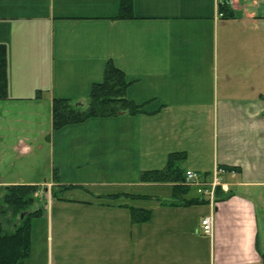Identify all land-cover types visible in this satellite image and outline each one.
Returning a JSON list of instances; mask_svg holds the SVG:
<instances>
[{
	"label": "crops",
	"instance_id": "crops-1",
	"mask_svg": "<svg viewBox=\"0 0 264 264\" xmlns=\"http://www.w3.org/2000/svg\"><path fill=\"white\" fill-rule=\"evenodd\" d=\"M227 2L223 11L215 0H133L134 17L115 19L118 0H0L8 79L0 186L47 183L11 179L8 170L26 153L25 141L53 131V97L83 103L111 60L131 81L127 97L147 113L91 117L63 135L97 133L103 123L118 133L127 124L151 151L143 168L185 151V169L205 180L219 169L226 187L213 206L162 204L171 195L167 182L148 183L167 186L164 197H133V204L49 199L56 227H67L54 229L47 255L24 264H264V0ZM72 183L87 182H58ZM132 206L149 209V219L133 222ZM208 215L213 229L204 235Z\"/></svg>",
	"mask_w": 264,
	"mask_h": 264
},
{
	"label": "rangeland",
	"instance_id": "rangeland-1",
	"mask_svg": "<svg viewBox=\"0 0 264 264\" xmlns=\"http://www.w3.org/2000/svg\"><path fill=\"white\" fill-rule=\"evenodd\" d=\"M83 103L86 105V100ZM122 112L125 113L124 111L119 113ZM103 124L97 133H94V127H91L86 131L79 129L63 135L65 132L62 130L69 126L67 125L51 131L50 135L45 137L37 136L36 139L27 140L25 141L26 146H24L26 148L22 150L26 153H22L18 160L15 159L13 167L8 170L11 179L22 178L26 182H47L37 185L38 188L33 193L35 201L31 209L46 206L41 214L31 218V249L27 259H31L33 263L42 258L43 250L47 255L46 250L51 243L52 234L55 235L54 229L67 227V224L65 227L63 225L56 227L53 215L54 206L49 201V199L57 200V198H51V190L55 184L48 183L55 168L59 176L58 180L66 178L74 182L75 180L87 182L85 184L72 183L61 192L57 189L58 195L62 198H92L113 204H133L132 195L142 194L154 198L164 197L167 194L169 190L167 186L140 181V173L146 169L143 167L151 165L152 156L150 155L151 151H145L144 143L133 139L131 129H127L130 128V125L122 124V129L117 133L115 124L108 127ZM107 128H109L108 131ZM6 151L11 150L7 148ZM82 159L83 162L80 164L87 163L83 167L76 163ZM10 160L14 161V158L8 159L3 166L9 167ZM0 168L3 167L0 166ZM191 188L188 196L195 193L194 187ZM115 195H119V197L116 198ZM150 203L147 200L140 202L144 206H148ZM73 211L74 209L71 208L65 210L66 213Z\"/></svg>",
	"mask_w": 264,
	"mask_h": 264
},
{
	"label": "trees",
	"instance_id": "trees-1",
	"mask_svg": "<svg viewBox=\"0 0 264 264\" xmlns=\"http://www.w3.org/2000/svg\"><path fill=\"white\" fill-rule=\"evenodd\" d=\"M227 0L219 8H227ZM133 0H118V12L112 18H133ZM7 49L0 43V100L7 99ZM131 81L111 60L105 63L101 80L91 84L86 94V105L66 97H53L51 102V127L58 130L70 124L83 122L91 117L116 116L120 111L129 115L147 113L145 103H137L126 95ZM185 151H173L167 155L163 167L146 169L140 173V181L149 183H171L169 200H160L167 204L190 205L206 203L198 196H187L190 186L184 183L186 159ZM51 198L61 199L58 191L67 189L68 185L58 184V175L53 172ZM38 188L34 184H12L0 186V264H24L30 255V224L34 215L41 214L43 207L31 209L35 198L33 193ZM58 189V191H57ZM217 194L222 195L220 189ZM116 198L119 195H115ZM127 196V195H126ZM134 198H151L149 195H132ZM133 222L146 221L150 210L130 207Z\"/></svg>",
	"mask_w": 264,
	"mask_h": 264
},
{
	"label": "built area",
	"instance_id": "built-area-1",
	"mask_svg": "<svg viewBox=\"0 0 264 264\" xmlns=\"http://www.w3.org/2000/svg\"><path fill=\"white\" fill-rule=\"evenodd\" d=\"M224 0H215V3L220 4ZM229 1V0H227ZM184 183L190 187H194L196 195L204 199L207 203L213 206L216 200L217 190H226L225 185H223L219 177V169L215 170L213 175L209 180L203 179V176L200 172L186 169L184 173ZM201 233L204 235L212 234V217L205 216L201 220Z\"/></svg>",
	"mask_w": 264,
	"mask_h": 264
}]
</instances>
